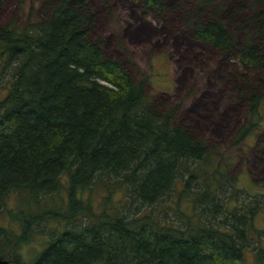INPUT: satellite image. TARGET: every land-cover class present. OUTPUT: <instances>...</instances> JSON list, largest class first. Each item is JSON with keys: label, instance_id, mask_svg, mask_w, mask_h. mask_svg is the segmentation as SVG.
Instances as JSON below:
<instances>
[{"label": "trees", "instance_id": "1", "mask_svg": "<svg viewBox=\"0 0 264 264\" xmlns=\"http://www.w3.org/2000/svg\"><path fill=\"white\" fill-rule=\"evenodd\" d=\"M132 1L157 17L172 8ZM192 3L194 39L242 66L234 84L246 103L241 142L263 98L264 0H236L227 11L214 0ZM34 6L23 24H0V210L13 193L24 203L8 212L19 234L0 226V256L18 264H245L251 253L250 264H264L255 225L264 197L238 188L228 163L173 122L177 108L148 96L149 75L133 78L106 54L91 37L89 0ZM237 11L247 14L243 28L256 27L243 42L226 26ZM51 221L62 230L23 263L19 248Z\"/></svg>", "mask_w": 264, "mask_h": 264}, {"label": "rangeland", "instance_id": "2", "mask_svg": "<svg viewBox=\"0 0 264 264\" xmlns=\"http://www.w3.org/2000/svg\"><path fill=\"white\" fill-rule=\"evenodd\" d=\"M2 1V25L23 24L29 8H35L36 3ZM21 1L25 2L20 4ZM164 1L172 8L157 17L140 1L89 0L95 14L91 37L102 41L106 54L119 61L133 78L149 75L145 85L148 96L161 109L177 108L173 122L187 125L198 140L228 163V173L236 179L238 188L250 196L264 197V90L258 112L252 118L258 124L245 140L235 141L246 115V103L237 98L234 89L236 69L240 72L242 66L226 53L194 39L187 15L193 7L192 0ZM235 2L214 0L212 5L227 11L233 9ZM202 15L208 19V9ZM236 20L226 26L237 42L255 35L254 24L243 28L247 24L245 11H237ZM259 43L264 48V38ZM17 198L11 194L0 210V226L14 234H19L21 228L8 212L24 207ZM255 225L264 235V210L256 216ZM62 228L52 221L45 227H35L30 239L18 250L23 263L42 250L52 231ZM252 260L248 253L245 264Z\"/></svg>", "mask_w": 264, "mask_h": 264}, {"label": "water", "instance_id": "3", "mask_svg": "<svg viewBox=\"0 0 264 264\" xmlns=\"http://www.w3.org/2000/svg\"><path fill=\"white\" fill-rule=\"evenodd\" d=\"M0 264H18L17 262L4 259L0 256Z\"/></svg>", "mask_w": 264, "mask_h": 264}]
</instances>
